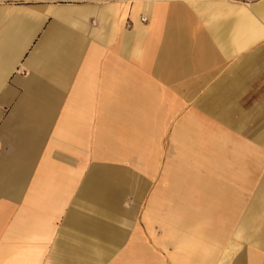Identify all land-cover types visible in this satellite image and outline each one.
<instances>
[{
    "label": "crops",
    "instance_id": "0c3cea01",
    "mask_svg": "<svg viewBox=\"0 0 264 264\" xmlns=\"http://www.w3.org/2000/svg\"><path fill=\"white\" fill-rule=\"evenodd\" d=\"M0 264H264V0H0Z\"/></svg>",
    "mask_w": 264,
    "mask_h": 264
},
{
    "label": "bare ground",
    "instance_id": "6f19581e",
    "mask_svg": "<svg viewBox=\"0 0 264 264\" xmlns=\"http://www.w3.org/2000/svg\"><path fill=\"white\" fill-rule=\"evenodd\" d=\"M214 143H215V145H214L215 148L218 147V148H220V150L223 149V148H221L222 144L224 143L223 141H214ZM218 148H217V149H218Z\"/></svg>",
    "mask_w": 264,
    "mask_h": 264
},
{
    "label": "rangeland",
    "instance_id": "374dc122",
    "mask_svg": "<svg viewBox=\"0 0 264 264\" xmlns=\"http://www.w3.org/2000/svg\"><path fill=\"white\" fill-rule=\"evenodd\" d=\"M225 158H226V156H225ZM237 179H239V177H237Z\"/></svg>",
    "mask_w": 264,
    "mask_h": 264
},
{
    "label": "built area",
    "instance_id": "2783aa9c",
    "mask_svg": "<svg viewBox=\"0 0 264 264\" xmlns=\"http://www.w3.org/2000/svg\"><path fill=\"white\" fill-rule=\"evenodd\" d=\"M142 21H145V19H143Z\"/></svg>",
    "mask_w": 264,
    "mask_h": 264
}]
</instances>
